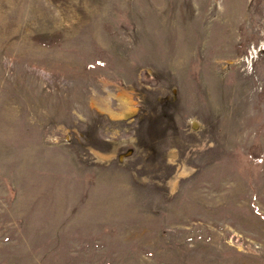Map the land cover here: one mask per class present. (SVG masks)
I'll use <instances>...</instances> for the list:
<instances>
[{
    "label": "rangeland",
    "instance_id": "374dc122",
    "mask_svg": "<svg viewBox=\"0 0 264 264\" xmlns=\"http://www.w3.org/2000/svg\"><path fill=\"white\" fill-rule=\"evenodd\" d=\"M0 264H264V0H0Z\"/></svg>",
    "mask_w": 264,
    "mask_h": 264
},
{
    "label": "bare ground",
    "instance_id": "6f19581e",
    "mask_svg": "<svg viewBox=\"0 0 264 264\" xmlns=\"http://www.w3.org/2000/svg\"><path fill=\"white\" fill-rule=\"evenodd\" d=\"M128 104V103H127ZM129 106V105H128ZM125 107V106H124Z\"/></svg>",
    "mask_w": 264,
    "mask_h": 264
}]
</instances>
